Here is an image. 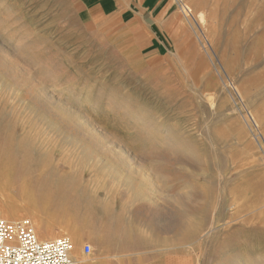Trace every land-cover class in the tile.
<instances>
[{"label": "rangeland", "instance_id": "obj_1", "mask_svg": "<svg viewBox=\"0 0 264 264\" xmlns=\"http://www.w3.org/2000/svg\"><path fill=\"white\" fill-rule=\"evenodd\" d=\"M146 22L0 0V211L80 259L264 264V0H164Z\"/></svg>", "mask_w": 264, "mask_h": 264}, {"label": "crops", "instance_id": "obj_2", "mask_svg": "<svg viewBox=\"0 0 264 264\" xmlns=\"http://www.w3.org/2000/svg\"><path fill=\"white\" fill-rule=\"evenodd\" d=\"M76 1L81 6L87 17L91 20L107 19L109 21H122L125 23L136 22L141 26L145 25L149 28L152 26L146 22V19L151 16V13L154 9H158L162 2H164V0ZM155 27L159 28L160 26L155 25ZM153 34L156 33L153 32ZM152 38L158 41V37L156 35H154ZM83 255L85 254L83 253ZM72 257H74L73 259L75 264H195L193 256L188 252L158 249L152 250L151 248L134 251L118 250L104 253L95 251L94 254L89 256L87 259H80L79 253L76 252Z\"/></svg>", "mask_w": 264, "mask_h": 264}, {"label": "built area", "instance_id": "obj_3", "mask_svg": "<svg viewBox=\"0 0 264 264\" xmlns=\"http://www.w3.org/2000/svg\"><path fill=\"white\" fill-rule=\"evenodd\" d=\"M72 250L73 243L66 235L40 240L29 218L0 216V264H75ZM82 251L89 254L91 245L84 243Z\"/></svg>", "mask_w": 264, "mask_h": 264}, {"label": "bare ground", "instance_id": "obj_4", "mask_svg": "<svg viewBox=\"0 0 264 264\" xmlns=\"http://www.w3.org/2000/svg\"><path fill=\"white\" fill-rule=\"evenodd\" d=\"M186 10V12H187V14L188 15H190L191 17H193L194 18V16H193V14L191 13V10L190 9H188L187 7H184ZM186 12L184 13V14H186ZM199 14V13H198ZM199 17L201 18V15H199ZM196 18H197V16H196ZM198 20V19H197ZM204 36V35H203ZM203 43V42H202ZM5 161H3V160H0V176H5L7 173H8V169L5 167ZM11 168V167H10ZM12 169V168H11ZM10 171H12V170H10ZM4 179V178H3ZM2 180V179H1ZM0 180V181H1ZM2 183L3 182H1V186H3L2 185ZM4 187V186H3ZM180 209H181V211L183 210V206H181L180 207ZM11 211V210H10ZM149 213V212H148ZM0 214H2V216H4L3 218H8V216L11 214L9 211L8 212H4V211H0ZM135 215H137V214H135ZM137 218H138V216H137ZM153 218L154 217H152L151 216V214L150 215H148L147 216V219L149 220V221H151V220H153ZM123 219V218H122ZM151 219V220H150ZM138 221V220H137ZM36 226H37V231H38V234H39V236L42 238V239H46V238H49V236L51 235V232H50V228L48 227V226H41V225H37V224H35ZM35 226V227H36ZM71 236V235H70ZM76 237V235L74 234H72V238L74 239ZM74 255V254H73ZM74 258V257H73ZM76 260V259H75ZM77 261H79V260H77Z\"/></svg>", "mask_w": 264, "mask_h": 264}]
</instances>
